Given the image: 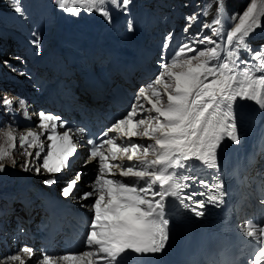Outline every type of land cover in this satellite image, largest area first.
<instances>
[{"label":"snow or ice","instance_id":"obj_1","mask_svg":"<svg viewBox=\"0 0 264 264\" xmlns=\"http://www.w3.org/2000/svg\"><path fill=\"white\" fill-rule=\"evenodd\" d=\"M53 2L59 10L68 14L79 17L80 11L74 10V6L79 5L88 14L95 11L109 24L112 23L111 13L100 7L105 4V0ZM131 2L132 0H110L125 15H128ZM9 8L26 18L21 0H11ZM217 8L219 9V0ZM262 17L264 0H249L243 10L232 13L229 18L231 26L227 29L214 27L213 25L222 24L221 19L214 18L211 25L205 20L201 23L200 31L190 35L189 29L193 26V21L198 20V13L193 12L184 18L186 23L183 33L186 39L169 59H166V54L174 33L169 32L164 37L160 59L157 61L160 68L157 77L138 88L127 115L106 128L96 138L99 142L89 149V158H98L97 175L89 182L91 190L79 196L74 195L79 191V182L87 174L83 171H77L60 189L61 196L66 200L91 199L90 204H82L81 207L90 209L93 213L88 233L84 237L88 250L82 253H65L59 257L60 261L64 264H84L85 261L87 264H121L122 257L128 253H162L169 241L170 215L166 211L169 197L174 198L183 210L191 212L197 218L205 216L204 209L208 205L223 202L222 198L226 193L223 191V182L219 180L221 173L218 150L225 138L233 143H240L237 101H252L264 110V75H255L256 70H264V44L254 50L249 42V37L257 29L264 30ZM206 29L210 34L202 35ZM128 31H135L131 20ZM32 35L35 39L31 44L39 55L41 36L37 32ZM198 44L211 47L198 51ZM242 51L247 53V58H241ZM193 52L196 54L188 55ZM16 59L24 62L19 56ZM213 61L216 63H212ZM253 61L258 63L250 67ZM4 64L12 67L7 60ZM20 75L28 74L21 72ZM0 105L7 114L12 101L5 96ZM20 107L25 108L23 115L26 119L29 118L27 102L21 100L17 110ZM143 112L155 115H141V118L135 119L138 113ZM38 116L39 123L36 127L46 133V139L50 142L48 151L42 157L44 144L40 134L28 131L20 138V147L39 150L35 155L32 151H26L27 159L19 167L25 172L31 169L37 176H43L46 172L48 176L42 183L51 188L58 184L60 174L70 166V158L77 153L73 136L86 132V129H73L69 127L68 121L52 113L40 111ZM57 126L63 131L58 132ZM137 128H142L139 135L152 142L124 146L116 143L117 138L131 140L136 137ZM109 133H115L116 136H109ZM5 135L9 140H15L11 130ZM88 144L93 145V140L89 139ZM120 154H124L129 162L139 161L142 167L131 164L123 167L110 163L120 159ZM8 155L7 151L0 148V175L8 171L9 166L3 163ZM189 161H199L206 168L215 169V182L200 179L199 173L194 171L196 166L188 163ZM88 162L85 159V168L88 167ZM117 168L119 176L127 178V182L125 179L114 178L113 169ZM176 169L182 171L177 172ZM197 187L201 190H195ZM260 203L264 204V199ZM241 230L254 245L247 264H264V226L248 222ZM20 231L23 232V229ZM36 251L38 250L32 246L23 244L16 253L0 258V264H26L20 253L31 258ZM38 264H54V257L45 254L38 258Z\"/></svg>","mask_w":264,"mask_h":264},{"label":"bare ground","instance_id":"obj_2","mask_svg":"<svg viewBox=\"0 0 264 264\" xmlns=\"http://www.w3.org/2000/svg\"><path fill=\"white\" fill-rule=\"evenodd\" d=\"M154 1H155L154 5L150 8V13L152 15H149L148 13L145 14V19H146V21L149 22L150 25L152 24V22H157L158 20H161L162 9L164 8L163 7V4H162V0H154ZM74 10H77V9H74ZM3 13H6V11H3ZM82 16L84 17V13L82 14ZM94 24L96 25L94 27L97 28V29H99V30H101L103 28V26H102V19H100V18H95L94 19ZM0 25L4 26L5 25L4 24V21L0 20ZM90 26H92V25H90ZM67 33L70 34V35H72V36H74L76 38V40L78 42H80L81 44L84 43V38H83L82 34L80 33V31L74 30V28H70V29L67 30ZM13 37L15 39L11 37V39L9 40V44L10 45H11V43L17 42V36H13ZM21 42L22 41L18 40V43H21ZM128 42H129L130 48L136 49L138 47V46L135 45V41H134V38L133 37L130 38ZM99 50H100L99 47H97L95 49V55H94V58H93V62L94 63L96 62V59L100 55L99 54ZM46 51H47V48H46ZM56 51H58V50H56V49H54V48L51 47L50 50L46 52V54H48L50 56V61L58 62V60L54 57V53ZM129 56L131 58H133L134 60L141 61V57L139 56V54L129 55ZM112 57L114 59H116V60L120 59V57L117 54H113ZM115 71H120V66H113V65L110 66L109 69H108V72H107L106 76L109 75V74H111V73H113V72H115ZM18 75L21 78V75H20L19 71H18ZM2 79H3V76L1 75L0 76V80H2ZM78 79H79V76L72 75L71 77L67 78V82L71 83V82L77 81ZM26 80H27V78L26 79H23L22 82H20L18 84V88L20 90H25L26 89V86L24 85V81H26ZM117 86L122 91H126V89H127V86L126 85H122V84H120L118 82H117ZM7 95H8V89L6 87L2 88L0 90V99L4 98Z\"/></svg>","mask_w":264,"mask_h":264},{"label":"rangeland","instance_id":"obj_3","mask_svg":"<svg viewBox=\"0 0 264 264\" xmlns=\"http://www.w3.org/2000/svg\"><path fill=\"white\" fill-rule=\"evenodd\" d=\"M180 1H183V0H180ZM11 3V0H7V3H6V8L7 10L9 11H12L10 8H9V4ZM139 7L137 9L134 10V14H137V16H140L143 18V26H150L149 22L146 21L145 19V14L148 13L149 15H152L150 13V8L154 5L155 1L154 0H139ZM247 6V5H246ZM245 6V7H246ZM173 10H171V7L169 6V4H166L164 6V8L162 9V15H161V20H158L157 21V24L155 27L157 28H162L164 29L165 31H167L168 33L169 32H173L174 35L173 36H177L176 38L178 39L179 43H180V40L181 38H185V35L184 33H181L183 28H184V24H185V19L182 20V24L178 25V26H175L171 29H168L167 26L168 25H174L177 21H179V18H177V16H174L172 17L171 19V14H172ZM144 16V17H143ZM100 18V17H99ZM101 19V18H100ZM94 27V26H92ZM95 28V27H94ZM161 30V29H159ZM161 35V32L160 34ZM132 38V36L129 37V39ZM156 38H159V37H156ZM14 44V43H11V45ZM47 48V51L50 50V46L47 44L46 46ZM7 50H10L8 48L4 49L3 51H7ZM4 53V52H3ZM18 56H22V55H18ZM6 59V58H5Z\"/></svg>","mask_w":264,"mask_h":264},{"label":"trees","instance_id":"obj_4","mask_svg":"<svg viewBox=\"0 0 264 264\" xmlns=\"http://www.w3.org/2000/svg\"><path fill=\"white\" fill-rule=\"evenodd\" d=\"M228 3L229 9H232L236 12H239V9H242L245 5L243 0H225ZM1 20V19H0Z\"/></svg>","mask_w":264,"mask_h":264}]
</instances>
